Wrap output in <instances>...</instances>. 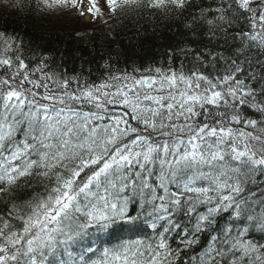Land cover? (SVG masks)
<instances>
[{
    "label": "snow or ice",
    "instance_id": "1",
    "mask_svg": "<svg viewBox=\"0 0 264 264\" xmlns=\"http://www.w3.org/2000/svg\"><path fill=\"white\" fill-rule=\"evenodd\" d=\"M53 4L72 47L0 28V264H264V0Z\"/></svg>",
    "mask_w": 264,
    "mask_h": 264
},
{
    "label": "trees",
    "instance_id": "2",
    "mask_svg": "<svg viewBox=\"0 0 264 264\" xmlns=\"http://www.w3.org/2000/svg\"><path fill=\"white\" fill-rule=\"evenodd\" d=\"M137 1L139 4L140 0ZM0 2L8 4L12 9L11 16H0V28L7 27L9 32L13 30L19 32L24 36L25 41L31 42L34 47L40 49L63 50L65 47H72L76 42L73 34V29L76 28L75 24L62 28L52 27L53 22L49 14L54 13L50 10H46L45 7H41L40 14H37L35 11L28 13L26 9H18L16 7L19 4L30 5L33 3V0H0ZM56 11L58 12V9ZM29 14L31 16H28ZM124 16H135V6L133 8L127 7L117 11L116 18L109 15L107 18L112 20V24L107 26L96 24L93 27L100 32L108 31L112 28L119 30L121 28V22L117 18ZM143 22L146 23L147 20ZM117 40L120 46L114 54H119L121 63H123V52L129 43L128 38L126 36H121L118 37ZM96 43L104 44L105 41L102 36H98ZM104 50L108 51V49Z\"/></svg>",
    "mask_w": 264,
    "mask_h": 264
},
{
    "label": "rangeland",
    "instance_id": "3",
    "mask_svg": "<svg viewBox=\"0 0 264 264\" xmlns=\"http://www.w3.org/2000/svg\"><path fill=\"white\" fill-rule=\"evenodd\" d=\"M51 2V0H49ZM85 7H88L87 5V0H84ZM132 4V8L136 5H138L137 0H117V5L116 7L118 8V11L121 9H125L128 6L126 4ZM46 10L52 11L54 14H49L50 19L53 22L52 27H57V28H62L66 27L69 25L75 24L77 27L78 25V20L76 19V10H73L71 5H67L66 7L64 6H56L55 4L52 5L51 8L45 7ZM58 9V12L56 11ZM49 12V11H48ZM109 15H112L110 13H105V17L107 18ZM86 19H91L90 17H86Z\"/></svg>",
    "mask_w": 264,
    "mask_h": 264
}]
</instances>
